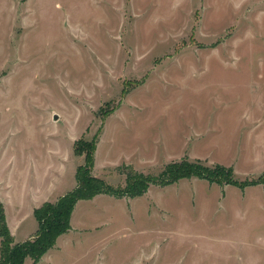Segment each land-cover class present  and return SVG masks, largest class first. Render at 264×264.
<instances>
[{"label": "rangeland", "instance_id": "1", "mask_svg": "<svg viewBox=\"0 0 264 264\" xmlns=\"http://www.w3.org/2000/svg\"><path fill=\"white\" fill-rule=\"evenodd\" d=\"M87 153L117 192L79 199L71 227L23 264H264V0H0L13 242L34 235L37 206L77 186ZM182 158L237 183L128 193L120 166L157 174Z\"/></svg>", "mask_w": 264, "mask_h": 264}, {"label": "trees", "instance_id": "2", "mask_svg": "<svg viewBox=\"0 0 264 264\" xmlns=\"http://www.w3.org/2000/svg\"><path fill=\"white\" fill-rule=\"evenodd\" d=\"M88 153L86 163L78 167L77 186L59 196L57 200L45 201L34 209L39 226L33 236L13 242L14 237L3 204L0 202V264H23L28 256L37 262L54 246L57 237L71 227L72 212L79 199L91 198L98 193L117 192L103 178L91 173L94 160ZM119 168L126 174L127 191L131 195L144 193L150 183L165 186L182 178L199 177L215 182L237 183L231 168L218 163L209 165L201 160L188 158L166 163L157 174L143 173L129 165H122Z\"/></svg>", "mask_w": 264, "mask_h": 264}, {"label": "crops", "instance_id": "3", "mask_svg": "<svg viewBox=\"0 0 264 264\" xmlns=\"http://www.w3.org/2000/svg\"><path fill=\"white\" fill-rule=\"evenodd\" d=\"M37 206V205H36Z\"/></svg>", "mask_w": 264, "mask_h": 264}]
</instances>
